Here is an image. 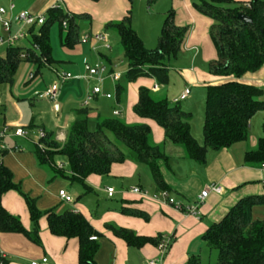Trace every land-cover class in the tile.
I'll list each match as a JSON object with an SVG mask.
<instances>
[{"label":"crops","instance_id":"crops-1","mask_svg":"<svg viewBox=\"0 0 264 264\" xmlns=\"http://www.w3.org/2000/svg\"><path fill=\"white\" fill-rule=\"evenodd\" d=\"M199 1L172 0L171 2L175 8V23L189 24L179 52H183L180 62L177 60L178 56L169 61V82L161 85L153 77L141 76L135 81H127L125 88L121 80L126 71L119 72L121 75L116 80L109 76L110 73L116 72L114 69L122 63L119 57L123 55V51L121 53L118 48L111 45L108 29L104 26L110 21L120 20L130 12L131 26L140 35L145 46L153 48L157 43L165 14V11L162 13L156 11L157 0L151 1L153 6L148 3L145 10L142 8L141 15L145 17L142 25L138 22L141 15L133 16L129 11L128 0H0V6L7 7L9 3H14L15 7L11 15L21 10L46 14L47 9L53 5H58L67 13L86 14L87 16L80 20V37L85 33L97 32L107 35L109 48H104L101 42L93 39L79 42L72 47H65L60 43L59 27L58 34L56 30L50 28V45L55 41L61 47L55 50L51 47L50 65L69 72L74 77L59 82L56 101L40 98L34 94L35 91H41L55 81L53 79L48 83L42 76L39 77V74L30 82L24 75V80L19 77L21 84L19 79L13 81L12 85L6 83L9 92L3 100L0 96V106H3L4 101V112H6L3 113L5 124L18 126L17 124L24 122L22 124L35 128L34 136H25L24 141L25 144L29 143L33 146L27 150L25 146L19 149V143L14 141L17 142L16 148L14 147L15 149L10 150L7 156L1 158L2 164L11 171L13 182L20 186L21 192L28 193L29 197L35 199L36 207L40 211L70 210L81 213L89 221L99 233L96 237L98 249L94 256L96 264H150V261L154 264H186L190 256L200 257L206 249H209L201 236L211 223L222 219L228 209L240 198L264 194V167L249 166L244 162L245 151L255 148L257 139L264 136L262 127L264 110L255 112L249 119V134L245 140L219 150L208 149L203 164L187 157L181 146L169 141L163 129L154 120L140 117L133 111L140 86L149 88L157 96L166 97L170 102L188 88V95L173 103H178L184 111L192 114L191 133L199 143H203L201 126H203L205 86L233 78L211 75L207 72V66L205 68L194 65L196 60H199L201 64L202 62L207 64L216 56L209 36V26L212 21L199 13L193 5L194 2ZM235 1L245 4L250 0ZM164 6L166 5L162 2L160 8H165ZM83 59L90 64L99 61L105 64L106 69L101 74L100 86L102 93L111 94L110 97L96 94L86 106L82 104L92 87L98 84V80L96 77H85L87 71L84 68ZM188 59L191 62L189 66L186 64ZM172 60L176 61L174 68L178 70L183 84L181 80L170 74ZM29 65L36 69L34 64L29 63ZM27 67L28 63L27 66L25 65L26 72L34 71ZM44 67L53 73L50 67ZM170 80H172L171 84H169ZM238 80L261 88V99L264 100V65L254 72L245 73ZM118 83L123 86L119 95L116 93ZM195 87L199 92L193 90ZM13 93L20 95L21 100ZM196 102L203 109L202 120L197 122L196 119L194 120V110L197 107V114H200V111ZM82 107L88 109V126L91 129L94 128L98 119L106 117H117L129 124L149 125L153 143L163 145L167 156L165 160L158 161L163 180L168 191L184 204H194L199 193L212 184H220L223 188L222 192L209 191L199 203L197 213L189 214L153 198L152 196L159 189L154 184L148 167L128 158L122 162L112 163L106 175L87 176L85 179L87 187L79 181L55 174L45 164H39L34 153L36 138H38L37 129L42 128L45 132L51 133L55 140L63 142L75 117V110ZM14 108L18 109L19 114L12 116ZM115 110L118 113H115ZM48 118H53L50 126L47 125ZM92 120L93 127L90 126ZM10 136L16 139L23 138ZM8 137L9 135L3 137V143H6ZM108 187L113 188L111 196L107 194ZM134 187L140 188L146 195L133 192ZM62 189L72 196L71 203L59 197L58 191ZM91 196L94 197L91 198ZM0 201L6 211L19 218L26 230L33 229L27 204L18 191H6L2 194ZM127 210L141 211L145 216L132 215ZM252 214L253 218L263 219L264 205L255 206ZM107 224L127 228L139 236H149L158 240L162 235H167L171 238L170 245L160 258L157 243H145L140 247L130 246L122 238L115 236L106 227ZM38 235L40 244L22 233L0 232V252L3 253L7 264H30L31 260L40 259L43 256H47L54 264H78L77 238L51 234L46 216H42L38 221Z\"/></svg>","mask_w":264,"mask_h":264},{"label":"trees","instance_id":"trees-1","mask_svg":"<svg viewBox=\"0 0 264 264\" xmlns=\"http://www.w3.org/2000/svg\"><path fill=\"white\" fill-rule=\"evenodd\" d=\"M249 4L246 7L235 0H200L193 3L199 13L212 21L209 36L216 56L207 62V72L233 78L205 86L203 143H199L191 133L192 114L189 111H184L178 103L170 102L166 97L155 95L147 87L138 88V100L133 105V111L140 117L154 120L169 141L181 146L186 156L199 164L205 163L208 149L219 150L245 140L249 134V119L255 112L264 110L262 89L238 80L245 73L254 72L264 65V0H250ZM239 13L250 16L252 22L240 20L237 17ZM86 16L67 13L61 8L47 9L45 22L36 30L30 29L29 42L37 44L39 52L27 44L6 47L5 54L0 56V83L12 85L14 75L23 62L36 66L34 71H29L34 76L28 82L32 81L45 66L41 55L46 56L49 64L52 61L49 40L51 26L58 25L61 45L72 47L80 42V20ZM174 16L173 9L166 11L153 48L146 47L131 26L130 12L120 20L105 24V29H113L119 36L128 65L123 76L126 81L149 76L161 85L168 83L169 61L178 56L188 31V26L175 23ZM64 21L66 27H63ZM22 52L27 53L25 58H20ZM122 88L118 83L117 95ZM88 113L86 107L75 110V117L63 142L55 140L48 132L38 138L34 153L39 164H45L55 174L79 181L87 187V176L106 175L112 163L128 158L148 167L157 189L168 190L158 166V161L165 160L167 156L163 145L153 143L149 125L129 124L117 117H106L98 119L91 129L88 126ZM262 127L264 132V122ZM7 152L8 149L0 146V156ZM56 161L63 163V166L56 167ZM244 162L249 166L264 165V136L257 139L255 148L245 151ZM8 190H16L24 197L33 229L26 230L19 218L6 211L0 201V232L22 233L40 244L38 221L46 216L51 234L77 238L78 264H96L94 256L98 245L96 239L91 240L90 236L97 237L99 233L89 221L81 213L70 210L40 211L35 199L21 192L20 186L13 182L11 171L0 159V199ZM260 205H264V194L242 197L222 219L207 227L201 238L209 249L215 250V264H264V218L256 219L252 214L253 208ZM127 211L132 215L145 216L141 211ZM106 227L130 246L140 247L145 243L158 242V238L139 236L127 228L112 224ZM0 260L1 264H7L4 258ZM186 264H200L199 257L190 256Z\"/></svg>","mask_w":264,"mask_h":264},{"label":"built area","instance_id":"built-area-1","mask_svg":"<svg viewBox=\"0 0 264 264\" xmlns=\"http://www.w3.org/2000/svg\"><path fill=\"white\" fill-rule=\"evenodd\" d=\"M246 7H249V2H246L244 4ZM15 5L14 3H9L7 7L0 6V46L6 47H14L19 45H25L22 42H26L27 45L31 46L36 52H39V47L37 44H32L29 42V38L31 36L30 29L34 28L35 30L41 26L46 19L45 13H31L27 10H21L17 12L14 15H11L10 13L13 11ZM51 8H59L58 5H53ZM63 27H66V22L64 21ZM93 39L97 42H101L104 48H109L110 44L108 42V38L106 33L97 32V33H85L80 37V42H85L87 40ZM27 56L26 52H22L20 54V58H25ZM41 61L45 64V66L50 67V69L53 71L54 75L57 77L59 81H65L67 79L73 78L74 76L66 71H63L61 69H57L52 67L46 60V56L41 55ZM84 68L87 71V74L85 75L86 78L96 77L98 80V84L92 87L91 92L87 95L86 100L83 102V106H86L88 104V101L92 98V96L96 94H102L106 97H110V93H102V89L100 86V83L102 81L101 74L105 71L106 66L101 61L95 62L94 64H89L86 59H83ZM119 72H112L109 74V76L112 79H118L120 77ZM34 76L33 72L28 73V79H32ZM156 88V86H154ZM58 91H59V83L57 81L52 82L49 86L44 88L41 91H35L34 94L40 98L48 99L50 101H56L58 97ZM189 93V89L185 88V90L179 95L178 98L174 99L173 102H178L181 99H184ZM115 113H118L117 110L114 111ZM9 127L8 125H5L2 127L0 131V140H1V148H6L9 151L11 150L8 148L5 143H3L2 138L6 135H8ZM37 137L41 138L44 136L45 131L42 128L37 129ZM13 135L19 136V137H25L27 136V130H25L22 126H17L14 130ZM56 167L61 168L63 166V163L56 161L55 162ZM264 167V165L262 166ZM223 190L222 186L220 184H212L209 188L203 189L197 198V201L194 204L186 205L180 200H178L172 193H170L168 190H159L156 194H154L152 197L158 200H162L164 203L169 204L170 206L174 207L175 209L189 213L194 214L197 213V207L199 203L207 196L209 191H213L215 193H221ZM107 194L109 196L113 193V188L108 187L106 188ZM133 192L141 194L143 196L146 195L144 191H142L138 187H134L132 189ZM59 197L67 202L71 203L73 201L72 196L67 193L65 190H59L58 191ZM91 240H95L96 236L92 235L90 236ZM171 238L167 235H162L158 242H157V248L159 250V256L160 258L166 253L169 245H170ZM0 258H4L3 253L0 252ZM150 264H154L153 261L149 262ZM1 264V260H0ZM30 264H54L49 260L47 256H43L40 259H34L30 261Z\"/></svg>","mask_w":264,"mask_h":264},{"label":"rangeland","instance_id":"rangeland-1","mask_svg":"<svg viewBox=\"0 0 264 264\" xmlns=\"http://www.w3.org/2000/svg\"><path fill=\"white\" fill-rule=\"evenodd\" d=\"M151 1L152 0H131L130 1V11H131V14L133 15V16H137V15H141V12H142V8H143V10H145L146 9V5H148V3L150 4V6L152 5V3H151ZM193 1V0H192ZM162 2H164V5H166V6H164L165 8H160V5H161V3ZM172 2V0H157V3H156V11H158V12H160V13H162L163 11H165V13H166V11L168 10V9H173L174 11H175V8L173 7V4L171 3ZM158 4V5H157ZM153 6V5H152ZM151 13V12H150ZM161 15V14H160ZM157 16V15H156ZM164 16H165V14H164ZM164 19V18H163ZM141 25H142V23H144L145 22V17L143 16V15H141L140 16V18H139V21H138ZM163 22V21H162ZM189 24V23H188ZM188 24H185V25H183V26H187ZM162 25V24H161ZM51 28H52V30H56V32H57V34H58V26H57V24H53L52 26H51ZM65 32V31H64ZM108 32H109V35H110V39H109V41H110V43H111V45L114 47V48H118V50H120L121 51V53H122V50H121V46H120V44H119V36H118V34L116 33V31L115 30H113V29H108ZM24 43H26V42H24ZM51 47H54V50L55 49H60L61 47H60V45H59V43H56L55 41H53V43L51 44ZM5 54V47L3 46V47H0V56H3ZM123 54V53H122ZM182 54H183V52H181V53H179L178 54V57H177V60H178V62H180V58H181V56H182ZM119 60L122 62L121 64H120V66L118 67V68H115L114 69V71H116V72H121V71H126L127 70V68H128V65H127V61H126V59L124 58V55H121L120 57H119ZM176 61H174V60H172L171 61V71H170V74H173V77H177L179 80H181L180 82L183 84V80H182V78L180 77V75H179V72H178V70H176V68H174L175 67V63ZM89 64H90V62H88ZM188 66L189 65H191V62L189 61V59H188V62L186 63ZM25 65L27 66V63L26 62H23V63H21L20 65H19V67H18V69H17V71H16V73H15V75H14V81H17V79H19L18 81H19V83H20V78L19 77H21V80H22V78H23V80H24V78H25V76L27 77V73H28V71L26 72V68H25ZM194 65H196L197 67H205L206 68V66H207V64L206 63H204V62H202V64L201 63H199V60H196V62L194 63ZM188 66H186V67H188ZM28 69H31L32 68V66L31 65H29V63H28V67H27ZM31 70H34V68H32ZM25 72H26V74H25ZM51 71H49L46 67H42V69L40 70V73H39V77H41L42 76V78H44V80L45 81H47L48 83L50 82V81H52L53 79L55 80V81H57L58 83L60 82L58 79H57V77L54 75V77H52V75H51V73H50ZM25 75V76H24ZM27 80V79H26ZM171 81L172 80H170V83L169 84H171ZM52 82H54V81H52ZM51 82V83H52ZM121 82H122V84H123V86L126 88L127 87V84H128V82L123 78L122 80H121ZM169 82V81H168ZM50 83V84H51ZM21 84V83H20ZM49 84V85H50ZM168 84V85H169ZM48 85V86H49ZM47 87V86H46ZM197 88H204L203 86L201 87V86H196ZM194 88L193 90L195 91V92H199L198 90H197V88ZM177 89V83H176V87H175V90ZM205 91H204V93H205V95H206V89H204ZM8 85L6 84V83H0V96H1V98H2V100L3 99H5V97L7 96V94H8ZM13 95H16V94H14L13 93ZM16 97H18L19 98V100H21L20 99V95H16ZM174 99H176V98H174ZM204 101H205V98H204ZM196 104H198V107H199V111H200V114H197V107L195 108V110H194V120L196 119V122L199 120V121H201L202 120V114H201V112L203 111V109L201 108V106H200V104L199 103H197L196 102ZM204 107V106H203ZM5 111V107H4V101H3V106L1 105L0 106V131H1V129H2V127L3 126H5V125H8V127H10V129H9V132H8V135H9V137L6 139V145H7V147L8 148H14L15 147V143H19V145L20 146H18L19 147V149H21V146L22 147H24L25 146V149L27 150V149H29V148H31L32 146L29 144V143H24V141H25V137H23V138H18V139H16V138H13L12 136H10V135H13V133H14V130L16 129V124H9V123H6L5 124V122H4V117H3V113H6V112H4ZM17 114H19V112H18V109L17 108H14V111L12 112V116H15V115H17ZM203 117H204V113H203ZM49 120H47V125L48 126H50V123H52V119L53 118H48ZM4 123V124H3ZM22 123H24V122H22ZM22 123H19V124H17L18 126H22V127H24L25 128V130H27V136L28 137H30V136H34V133H35V128H30V127H28L26 124H22ZM91 123V125L90 126H92V125H94V121L92 120V122H90ZM198 124H199V122H198ZM10 125V126H9ZM93 127V126H92ZM199 127H200V124H199ZM201 129H202V126H201ZM37 140H38V138H36ZM37 140H36V142H37ZM2 141H3V138H2ZM5 141V140H4ZM14 141H17V142H14ZM8 142V143H7ZM8 153V152H7ZM4 154L3 156H0V159L1 158H3L4 156H7L8 154ZM28 194V193H27ZM26 194V195H27ZM94 196H91V198H93ZM94 201H96V200H94ZM215 259H216V252H215V250H213V249H206L201 255H200V257H199V262H200V264H215Z\"/></svg>","mask_w":264,"mask_h":264},{"label":"water","instance_id":"water-1","mask_svg":"<svg viewBox=\"0 0 264 264\" xmlns=\"http://www.w3.org/2000/svg\"><path fill=\"white\" fill-rule=\"evenodd\" d=\"M237 17L242 20L243 22L251 23L252 19L250 16L246 15L245 13H239Z\"/></svg>","mask_w":264,"mask_h":264}]
</instances>
